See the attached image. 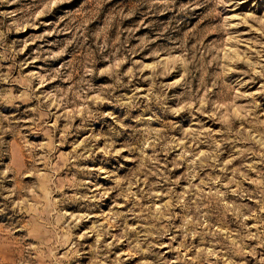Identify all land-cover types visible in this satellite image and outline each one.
<instances>
[{
	"label": "rangeland",
	"instance_id": "obj_1",
	"mask_svg": "<svg viewBox=\"0 0 264 264\" xmlns=\"http://www.w3.org/2000/svg\"><path fill=\"white\" fill-rule=\"evenodd\" d=\"M0 264H264V0H0Z\"/></svg>",
	"mask_w": 264,
	"mask_h": 264
}]
</instances>
